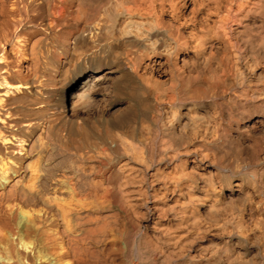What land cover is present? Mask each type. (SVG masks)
<instances>
[{
    "label": "bare ground",
    "instance_id": "1",
    "mask_svg": "<svg viewBox=\"0 0 264 264\" xmlns=\"http://www.w3.org/2000/svg\"><path fill=\"white\" fill-rule=\"evenodd\" d=\"M0 264H264V0H0Z\"/></svg>",
    "mask_w": 264,
    "mask_h": 264
},
{
    "label": "rangeland",
    "instance_id": "2",
    "mask_svg": "<svg viewBox=\"0 0 264 264\" xmlns=\"http://www.w3.org/2000/svg\"><path fill=\"white\" fill-rule=\"evenodd\" d=\"M22 144H24V145L23 146H20V147H23V148H20L19 152L16 154L17 156L24 155L27 152V150L29 149V141H25Z\"/></svg>",
    "mask_w": 264,
    "mask_h": 264
}]
</instances>
